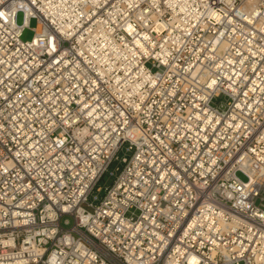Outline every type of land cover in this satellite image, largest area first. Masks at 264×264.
Returning <instances> with one entry per match:
<instances>
[{
	"label": "built area",
	"instance_id": "1",
	"mask_svg": "<svg viewBox=\"0 0 264 264\" xmlns=\"http://www.w3.org/2000/svg\"><path fill=\"white\" fill-rule=\"evenodd\" d=\"M170 2L0 0V264H264V0Z\"/></svg>",
	"mask_w": 264,
	"mask_h": 264
},
{
	"label": "rangeland",
	"instance_id": "2",
	"mask_svg": "<svg viewBox=\"0 0 264 264\" xmlns=\"http://www.w3.org/2000/svg\"><path fill=\"white\" fill-rule=\"evenodd\" d=\"M23 22H24V16H23V14L20 13V14L17 16V23H18L19 25H22ZM37 25H38V22H37L35 19H32V20L30 21V23H29V29H26V30L24 31L23 35H22V40H23V41H31V40L33 39L34 34H35V32L33 31V29L36 28ZM219 102L226 103V100H225V98H223V99H220ZM130 155H131L130 153L124 151V152L120 153L119 156H120L121 158H123V157H130ZM119 166L122 167V166L119 165L118 163H115V164L110 168V170L108 171V173H107V174L102 178V180L100 181V183H99V187H101L102 191H101L100 193H96V194H98V196H99V200L105 195V193H106V188H108V187H110V186L112 185V183H113V181H114V179H115V177H116L115 175L112 176V175H111V172H115V174H116V173H117V172H116V168L119 167ZM238 177H239L242 181H246V180H247V178H246L243 174H241V173H238ZM94 202H95V203H98V201H94ZM259 203H260V202H259ZM259 203H258V204H259ZM66 220L69 221L68 224L65 223ZM61 224H62L63 228H65V229H70V228L73 226V224H74V220H73L72 217H70V216H66V217H64V218L62 219Z\"/></svg>",
	"mask_w": 264,
	"mask_h": 264
},
{
	"label": "bare ground",
	"instance_id": "3",
	"mask_svg": "<svg viewBox=\"0 0 264 264\" xmlns=\"http://www.w3.org/2000/svg\"><path fill=\"white\" fill-rule=\"evenodd\" d=\"M158 1V0H157ZM172 8H175V11H177L176 7H179L180 11H183L185 9V6L183 5L184 2H187L188 0H170ZM175 3V4H174Z\"/></svg>",
	"mask_w": 264,
	"mask_h": 264
}]
</instances>
